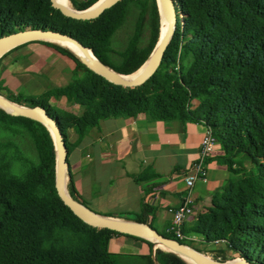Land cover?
<instances>
[{
	"label": "trees",
	"instance_id": "obj_1",
	"mask_svg": "<svg viewBox=\"0 0 264 264\" xmlns=\"http://www.w3.org/2000/svg\"><path fill=\"white\" fill-rule=\"evenodd\" d=\"M70 1L84 10L98 0ZM173 1L175 31L160 67L144 84L114 85L63 46L33 41L74 62L70 81L37 95L16 93L0 79V95L45 110L69 151V129L83 137L112 118L144 114L204 124L220 145L213 161L234 177L183 232L200 244H224L217 251L222 255L264 264V0ZM29 28L70 35L115 72L132 75L157 45L160 14L157 0H122L90 21L64 16L51 0H0V36ZM61 99L81 112L52 104ZM55 168L47 127L0 108V264H189L150 241L84 223L59 197ZM146 211L143 206L120 218L147 223ZM117 235L146 243L149 253L110 252L109 241Z\"/></svg>",
	"mask_w": 264,
	"mask_h": 264
},
{
	"label": "crops",
	"instance_id": "obj_2",
	"mask_svg": "<svg viewBox=\"0 0 264 264\" xmlns=\"http://www.w3.org/2000/svg\"><path fill=\"white\" fill-rule=\"evenodd\" d=\"M74 67L70 58L54 48L29 42L1 56L0 79L16 93L40 91L39 94L43 91L42 80L65 85ZM71 130L69 168L86 206L98 215L116 218L140 213L146 206L147 223L165 232L172 221L168 209L182 204L187 194L184 176L199 156L207 127L178 120L156 121L139 114L101 121L99 128L83 137ZM219 154L218 143L207 162L206 179L193 188L196 213L208 206L213 194L234 177L227 166L213 161ZM193 221L188 219L185 225ZM208 247L225 248L222 243ZM108 249L113 253H149L146 243L122 235L112 237Z\"/></svg>",
	"mask_w": 264,
	"mask_h": 264
},
{
	"label": "water",
	"instance_id": "obj_3",
	"mask_svg": "<svg viewBox=\"0 0 264 264\" xmlns=\"http://www.w3.org/2000/svg\"><path fill=\"white\" fill-rule=\"evenodd\" d=\"M120 1L122 0H105L99 6L93 7L98 2L97 1L87 9L84 10L76 9L75 11H71L70 9L62 5L58 0H51V3L55 9L59 10L66 17L73 18L76 20L90 21L97 19L107 9H110ZM161 1L163 3L162 11L160 9L159 0H157L159 14H160V29H161L162 12H163L165 16V20L169 22L167 31L164 33L163 36H160L159 34L158 42L154 51L152 52L148 60L137 70L139 71V73L133 79H125L118 76L122 74L115 72L106 64L101 62L95 56V54L91 49L84 46L81 42H79L77 39L73 38L72 36L57 31L29 28V29L20 30L17 32H12L9 34L2 35L0 36V52L2 50H5L4 53H6L8 50L12 49L13 47L33 41H46L59 45L55 43L54 40H64L71 43L74 46L75 50L72 51L65 47L63 48L69 50L81 63H83L91 71L100 75L105 80H107L108 82L114 85L122 86L124 88H134L144 84L158 70V68L161 65L165 50L176 28L177 14H176L174 1L173 0H161ZM0 108L8 113L13 114L14 116H23L38 121L47 127L53 139L54 148L56 152L55 184H56L57 193L61 198V200L84 223L94 228L109 229L121 234L130 235L144 239L146 241H150L157 248L163 249L168 252H172L180 256L187 263H189L188 260H191L193 261V264H250L244 259H240L234 262H226V263L219 262L190 248L186 244H183L175 239L166 237L148 223L121 219L116 217L101 216L94 213L89 208H85L84 206L79 204L76 200H74L70 196V194L67 195L64 193L65 178L67 177L68 181L71 182L69 175L68 150L65 141L63 139V136L61 134V131L55 120H53L46 113V111L41 108L24 107L7 99L2 95H0ZM86 210L96 215L97 218L87 217L85 215Z\"/></svg>",
	"mask_w": 264,
	"mask_h": 264
},
{
	"label": "built area",
	"instance_id": "obj_4",
	"mask_svg": "<svg viewBox=\"0 0 264 264\" xmlns=\"http://www.w3.org/2000/svg\"><path fill=\"white\" fill-rule=\"evenodd\" d=\"M218 142L211 130L207 129L201 141L199 156L193 163L190 171L184 176L187 194L182 204L176 208H169L168 213L172 216V221L166 232L173 235L177 241L191 240L183 232L184 225L188 219L196 215L194 198L192 195L195 184L207 177V161L214 155Z\"/></svg>",
	"mask_w": 264,
	"mask_h": 264
},
{
	"label": "rangeland",
	"instance_id": "obj_5",
	"mask_svg": "<svg viewBox=\"0 0 264 264\" xmlns=\"http://www.w3.org/2000/svg\"><path fill=\"white\" fill-rule=\"evenodd\" d=\"M70 1V0H69ZM99 1V0H98ZM70 4H71V6L76 10L77 8H75L74 6H73V4L71 3V1H70ZM56 43V42H55ZM57 44H59V45H61L60 44V42H57ZM61 46H63V45H61ZM49 85H53V82H50V81H47V80H42V89L41 90H44L45 89V87H47V86H49ZM32 92V94H37L38 92H40V91H31ZM25 93H27V94H31L30 92H27V91H25ZM40 94V93H39ZM38 95V94H37ZM52 104L53 105H55L56 107H58V108H61V109H66V110H70V111H73V112H75V113H80L81 112V109L78 107V106H76V105H72V104H70V103H68L67 101H61V100H53L52 101ZM21 106H23V105H21ZM24 107H27V106H24ZM29 108V107H28ZM71 129H73V128H71ZM71 129H69V131H68V142H69V144L70 145H73L72 144V142H71V140H72V130ZM71 149V148H70ZM68 150V149H67ZM69 150H68V156H69ZM69 163V162H68ZM69 171H70V168H69ZM71 180V179H70ZM66 188H67V190H69L68 192H69V194H70V196L74 199V200H76L79 204H81L82 206H84L85 208H88L87 206H86V204L84 203V201H82L81 199H80V197H79V195H78V193H77V191H76V189H75V191L73 190V188H72V185H71V182L70 181H68V178L66 177ZM77 193V194H76ZM187 246H189L190 248H192V249H194V250H196V251H198V252H200V253H202V254H204L205 256H207V257H209V258H212V259H214V260H217V261H219V262H222V263H226V262H234V261H238V260H240L241 258H239V257H236V256H234V254L233 253H227L226 255H222V254H220V253H218L217 251L218 250H221V249H219V248H209L208 246H211V245H204V244H200V242H199V238L198 237H191V240H190V243H188V245ZM148 254V253H147ZM190 264H192V263H190Z\"/></svg>",
	"mask_w": 264,
	"mask_h": 264
},
{
	"label": "bare ground",
	"instance_id": "obj_6",
	"mask_svg": "<svg viewBox=\"0 0 264 264\" xmlns=\"http://www.w3.org/2000/svg\"><path fill=\"white\" fill-rule=\"evenodd\" d=\"M62 5H64L65 7H67L68 9H70L71 11H75V9L71 6L70 4V1L69 0H58ZM105 0H99L93 7H97L99 6L100 4H102ZM159 5H160V9L162 11V8H163V3L161 0H159ZM168 25H169V22H167V20H165V16L162 12V23H161V29H160V36H163L164 33L167 31V28H168ZM56 43L57 42H60L61 45H63V47L67 48V49H70L72 51H74V46L67 42V41H64V40H54ZM5 50H2L0 52V57L1 55L4 53ZM8 52V51H7ZM6 52V53H7ZM3 56V55H2ZM139 71H137L136 73L132 74V75H127V76H124V75H118L122 78H125V79H133L136 77V75H138ZM64 193L69 195V192L66 188V178H65V188H64ZM87 217H90V218H97L96 215H94L93 213L89 212L88 210H86V214H85ZM189 263H192L193 264V261L191 260H188Z\"/></svg>",
	"mask_w": 264,
	"mask_h": 264
}]
</instances>
